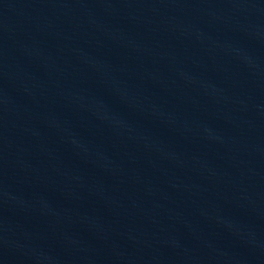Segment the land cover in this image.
<instances>
[{
  "label": "water",
  "instance_id": "95a60500",
  "mask_svg": "<svg viewBox=\"0 0 264 264\" xmlns=\"http://www.w3.org/2000/svg\"><path fill=\"white\" fill-rule=\"evenodd\" d=\"M3 264H264V0H0Z\"/></svg>",
  "mask_w": 264,
  "mask_h": 264
}]
</instances>
